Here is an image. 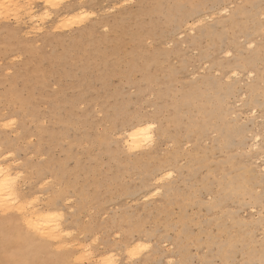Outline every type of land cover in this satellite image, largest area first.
Segmentation results:
<instances>
[{"label":"rangeland","instance_id":"1","mask_svg":"<svg viewBox=\"0 0 264 264\" xmlns=\"http://www.w3.org/2000/svg\"><path fill=\"white\" fill-rule=\"evenodd\" d=\"M49 9L0 20V157L90 246L80 264H264V0ZM140 116L156 138L126 152L121 124Z\"/></svg>","mask_w":264,"mask_h":264},{"label":"bare ground","instance_id":"2","mask_svg":"<svg viewBox=\"0 0 264 264\" xmlns=\"http://www.w3.org/2000/svg\"><path fill=\"white\" fill-rule=\"evenodd\" d=\"M63 1L45 0V7L47 8L36 10L37 7L35 9V4H33L34 2L31 3L28 0H0V20L3 18L8 19L13 17L17 23H21V21H23L22 17L27 16V20L36 21L35 18H37V16L40 17L42 14H45L48 17L51 16L49 15V8L55 9V7ZM229 11L230 10L228 8H224L221 12L225 15L228 14ZM71 12L75 11L67 9L58 14V21L62 20L60 23L58 21L56 22L57 27L61 23L63 26V22L68 19V17L66 19L64 16L67 14V16L69 15L70 17V14L68 13ZM79 15L80 14L78 13V16ZM81 16H83L82 13ZM211 16L214 15L211 14ZM211 16L209 17L210 19L212 18ZM206 18H204V20ZM201 19L202 20L200 21L203 22V18ZM24 21H26V19ZM33 26L34 25L29 27L31 28ZM191 26L190 28L194 27ZM34 27L35 28L31 29L37 30L39 28L38 27L36 29V26ZM249 46L251 47V45ZM230 72L228 73L230 74ZM240 73L241 72L238 70H234L232 72L233 78L241 76ZM40 86L43 87L42 85ZM13 101L14 100H11L10 103L12 104ZM128 121L129 120H124L122 122L121 132L120 134L118 133V135L123 136L120 140V144H122V149L124 151L131 153L143 152L144 148H148L147 146L153 145L152 143L154 142L157 133L156 123L146 122L142 116L135 118V121ZM255 145H257V142L254 146ZM16 162L17 160L7 161L5 158L0 157V264H80L90 259V256H94L90 246L88 245H82V243L70 245L68 238L72 235L70 231L71 226L68 224L69 222L65 220L64 213H57L55 210L53 211L51 209L53 208L54 203H50L45 207L42 205H36L37 198L26 197L24 190L18 187L19 175L18 173H14V165L17 164ZM173 162V159L162 160L158 165V170H162L167 165L173 164ZM262 168L264 172V167ZM172 173L173 172H171V170H169V172L165 171V173L163 172V174L158 176L156 179H153V181L155 180L154 182L157 181L156 183H158L164 181L165 179L167 180L168 178H171ZM171 190L172 188H170L167 196L170 195ZM157 193L159 192L154 189L153 194ZM146 198L148 197H145V199ZM138 248L140 252L146 249L143 243H140L137 248L132 246L127 247L126 251L131 254H135L137 253ZM107 254L108 253L99 254L98 258L96 257L97 260L94 264H110V262L113 264L116 260V258L115 260L113 259L115 255L108 256L111 253ZM183 264L186 263L183 262Z\"/></svg>","mask_w":264,"mask_h":264}]
</instances>
